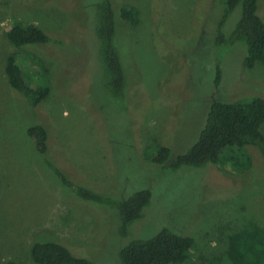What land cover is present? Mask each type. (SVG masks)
Returning a JSON list of instances; mask_svg holds the SVG:
<instances>
[{"label":"rangeland","instance_id":"374dc122","mask_svg":"<svg viewBox=\"0 0 264 264\" xmlns=\"http://www.w3.org/2000/svg\"><path fill=\"white\" fill-rule=\"evenodd\" d=\"M94 1L0 0V264H35L29 247L36 239L117 264L123 245L162 228L196 240L185 263L196 264L199 255L224 250L226 234L244 222L264 226V170L258 164L170 168L153 163L155 145L168 146L173 156L184 153L212 100L264 98V62L246 68L241 41H218L224 0H113L116 12L130 4L139 14L136 24L118 19L126 86L116 97L104 87L98 41L88 29ZM258 13L264 20V0ZM239 16L237 5L222 28L225 37ZM14 19L38 24L59 40L22 48L46 69L49 94L35 108L8 89L5 65L16 49L6 31ZM17 58L23 60L20 53ZM23 67L35 74L27 61ZM33 121L48 129L46 158L76 184L118 200L150 189V203L125 235L115 208L75 197L41 162L25 133Z\"/></svg>","mask_w":264,"mask_h":264},{"label":"trees","instance_id":"16d2710c","mask_svg":"<svg viewBox=\"0 0 264 264\" xmlns=\"http://www.w3.org/2000/svg\"><path fill=\"white\" fill-rule=\"evenodd\" d=\"M222 3L224 10L217 24L218 41L229 43L241 41L245 46L242 65L246 68L253 67L258 61L264 62V20L258 13V0H224ZM82 4L83 0L80 6ZM237 5L240 6L239 19L229 32V37H225L222 28ZM92 6V25L88 29L93 37L95 34L98 41L104 87L110 94L121 97L124 94L126 77L119 44L116 41L118 19L136 24L139 21V14L137 8L130 4L120 6L116 12L113 0H95ZM212 7L213 5L209 8ZM86 8L84 6L85 10ZM41 27L38 24L14 19L6 31L9 42L16 49L10 52L5 65L9 93L14 98L28 103L31 108L38 106L47 97L49 85L43 60L35 53L22 48L59 44V40ZM19 53L23 60L17 58ZM24 61L34 67V75L26 73ZM220 79L218 67L214 81L216 85L220 83ZM263 123L262 96L238 97L230 101L212 100L196 141L184 153L175 156L168 146L157 144L152 161L157 165H168L170 168L202 167L210 163L219 168L248 170L252 165L258 164L264 170ZM25 133L31 140V148L40 155L41 162L47 164L75 197L117 210L121 220V234L127 233L128 226L141 217L142 209L150 203L149 188L118 200L89 186L76 184L68 179L51 159L46 158L50 144L48 129L42 123L33 121L26 127ZM153 148L154 146H150L147 150ZM195 248L196 240L193 237L162 228L151 238L133 239L123 245L118 251L117 264H185ZM29 252L35 264H98L86 257L74 255L65 245L54 240L36 239L31 243ZM198 259L200 261L196 264H264V226L252 220L246 221L226 234L224 250L217 254L199 255ZM3 264L19 263L9 260Z\"/></svg>","mask_w":264,"mask_h":264}]
</instances>
